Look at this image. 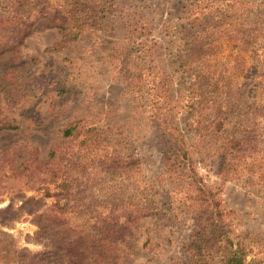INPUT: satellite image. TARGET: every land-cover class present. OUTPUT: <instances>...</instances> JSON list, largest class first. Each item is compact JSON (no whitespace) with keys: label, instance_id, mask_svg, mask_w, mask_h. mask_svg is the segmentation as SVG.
I'll return each instance as SVG.
<instances>
[{"label":"rangeland","instance_id":"obj_1","mask_svg":"<svg viewBox=\"0 0 264 264\" xmlns=\"http://www.w3.org/2000/svg\"><path fill=\"white\" fill-rule=\"evenodd\" d=\"M162 115L190 142L217 118L202 149L255 136L262 173L195 165L264 264V0H0V264H194Z\"/></svg>","mask_w":264,"mask_h":264},{"label":"trees","instance_id":"obj_2","mask_svg":"<svg viewBox=\"0 0 264 264\" xmlns=\"http://www.w3.org/2000/svg\"><path fill=\"white\" fill-rule=\"evenodd\" d=\"M73 6V5H72ZM78 8L73 11L76 15ZM74 18V17H73ZM73 20V19H72ZM76 24V18L74 20ZM58 28L67 29L64 24H55ZM200 23L192 24L186 32L195 35L200 31ZM72 26V25H71ZM73 35L72 29L68 31ZM195 37L189 40L193 43ZM202 70L195 72L196 81L203 76ZM208 86V83L204 84ZM151 121L157 122L155 128L160 130L163 150L161 155L162 173L172 181V190L179 195V202L190 210L193 219L192 239L188 246L192 249L195 258L194 264H248L246 263L245 245L235 241L231 220L228 212L223 207L219 198V184L210 185L205 182L196 168V161H204L209 171L218 174L222 182L238 178L244 174L262 173L260 171V158L254 156V137L249 134H230L217 136L214 146L202 149V142H209L212 139L208 129L214 124L220 125L217 118L209 121L203 118L199 124H195L197 139L190 142L187 139V132L179 129L178 125L167 122L159 116ZM9 127V126H8ZM73 130L69 125L64 129L68 135ZM209 140V141H208ZM201 156L200 158H198ZM174 188V189H173ZM149 206L136 207L134 213L141 212L140 216L149 215L152 212ZM128 213L122 221H114V224L124 226L132 223L138 217H131ZM139 216V217H140ZM127 217V218H126ZM104 240V238H103ZM110 240L106 241V245ZM104 251H108L105 246ZM104 264H113L112 260ZM252 264V263H250Z\"/></svg>","mask_w":264,"mask_h":264}]
</instances>
